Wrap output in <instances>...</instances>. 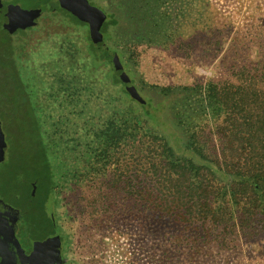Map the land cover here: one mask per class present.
Listing matches in <instances>:
<instances>
[{"label":"trees","instance_id":"obj_1","mask_svg":"<svg viewBox=\"0 0 264 264\" xmlns=\"http://www.w3.org/2000/svg\"><path fill=\"white\" fill-rule=\"evenodd\" d=\"M89 2L106 13L104 42L119 55L142 102L126 90L112 64L101 60L90 33L84 52L57 48L29 71L37 55L27 47L35 28L0 29L8 38L0 43V84L15 91L11 75L21 66L35 100L45 148L35 161L37 199L45 185L42 197L48 194L56 209L59 182L72 173L79 190L85 187L94 197L95 205L82 208V216H93L92 224L96 213L105 220L137 221L143 235L155 240L150 256L155 264L187 263L182 254L193 260L204 244L223 249L230 238H264V35L252 46L237 39L226 47L219 57L226 78L219 81L140 88L138 48L173 47L178 27L193 17L187 11L191 4L173 10V0ZM49 12L63 36L89 29L66 9ZM224 20L219 18V32L229 26ZM190 21L193 28L212 25L206 11ZM160 104L171 116L174 141L158 131ZM70 159L81 167L69 170Z\"/></svg>","mask_w":264,"mask_h":264},{"label":"rangeland","instance_id":"obj_2","mask_svg":"<svg viewBox=\"0 0 264 264\" xmlns=\"http://www.w3.org/2000/svg\"><path fill=\"white\" fill-rule=\"evenodd\" d=\"M10 2L25 10L45 11L39 20V26L29 32L28 50L36 48L34 51L37 54L33 55L29 62V71L44 64L50 52L57 48L84 52V39L87 32L89 34V29L80 27L63 36V30L59 26H52L50 22L53 16L52 12H49L50 7H47V0ZM184 3L191 4L188 5L187 11L193 17H189L188 24L178 27L174 37L178 39H175L177 43L173 47L138 48L140 88L144 84L178 87L205 84L209 80L219 81L226 78L225 67L219 66V57L226 47L237 39L246 40V43L252 46L259 35H264V0H173V10L184 6ZM193 8L195 14L192 12ZM203 11L212 19L210 29L206 30L205 26L208 25L204 24L191 27L190 20L199 17ZM221 16L225 17L224 22H228L229 26H220L224 31L219 32ZM65 37L67 41L63 40ZM225 37L224 46H220ZM7 41L4 31H0V43ZM255 52L254 47L251 50L253 59L257 58ZM18 75H11V85L15 91L10 88L5 90L0 84V124L7 144L6 161L0 164V191L17 207L25 210L36 209V218L41 222L45 214V196L42 197V194L47 187L43 185L44 189L36 202H33L31 197L39 192L33 187L37 185L35 161H38V154L45 148L41 143V131L35 123V100L30 91V81L28 76L21 72V66ZM39 98L42 99L43 96ZM163 107L160 104L159 111L155 113L158 131L170 133L169 136L174 141L177 135L168 124L171 116L163 114ZM47 124L50 125L51 120H48ZM73 162L74 160L71 163V159L68 161L69 170L74 166L81 167L79 163ZM71 174L67 173L63 182H59L61 187L56 191V210L63 217L61 221L70 264H155L150 259L154 252L152 244L155 240L143 235L137 221L127 223L116 217L105 220L101 216L102 213L100 216L96 213L94 218H97V223L92 224L88 217L92 219L93 216H82V208L95 205L94 197L89 195L85 187L79 190V184L74 183L78 180L73 179ZM186 254L187 252L182 255L184 259L188 258V262L183 261V264H264V238L255 237L250 241L246 240L245 236L230 238L228 246L223 249L216 245L204 244L200 246V252L196 253L193 260Z\"/></svg>","mask_w":264,"mask_h":264},{"label":"flooded vegetation","instance_id":"obj_3","mask_svg":"<svg viewBox=\"0 0 264 264\" xmlns=\"http://www.w3.org/2000/svg\"><path fill=\"white\" fill-rule=\"evenodd\" d=\"M41 16L28 28L38 27ZM44 196L45 214L40 222L36 209L19 208L0 191V264H70L62 221L50 196ZM31 200L36 202L37 196Z\"/></svg>","mask_w":264,"mask_h":264},{"label":"water","instance_id":"obj_4","mask_svg":"<svg viewBox=\"0 0 264 264\" xmlns=\"http://www.w3.org/2000/svg\"><path fill=\"white\" fill-rule=\"evenodd\" d=\"M49 7L51 11L66 9L80 21L88 24L90 38L98 56L102 61H108L112 64L115 75L122 80L126 90L133 98L141 101L142 97L127 75L119 55L104 42L101 28L107 19L106 13L102 9L93 6L89 0H51ZM42 14V9L25 10L18 5H4L3 1L0 0V29L9 30L10 32L26 29L36 25V18ZM6 148L7 144L0 124V164L5 162Z\"/></svg>","mask_w":264,"mask_h":264}]
</instances>
